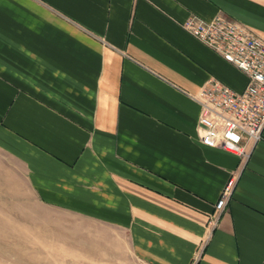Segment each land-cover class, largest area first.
I'll return each instance as SVG.
<instances>
[{
  "label": "crops",
  "instance_id": "1",
  "mask_svg": "<svg viewBox=\"0 0 264 264\" xmlns=\"http://www.w3.org/2000/svg\"><path fill=\"white\" fill-rule=\"evenodd\" d=\"M218 14L264 38V0H0V184L75 264H264V130L243 162L197 135L205 82L248 81L182 26Z\"/></svg>",
  "mask_w": 264,
  "mask_h": 264
},
{
  "label": "built area",
  "instance_id": "2",
  "mask_svg": "<svg viewBox=\"0 0 264 264\" xmlns=\"http://www.w3.org/2000/svg\"><path fill=\"white\" fill-rule=\"evenodd\" d=\"M182 26L248 78L243 90L234 91L210 77L195 96L200 106L199 141L226 150L243 162L264 130V38L220 14L208 21L190 15ZM235 184L236 177L230 176L214 205L217 215L209 218V224L216 223Z\"/></svg>",
  "mask_w": 264,
  "mask_h": 264
},
{
  "label": "rangeland",
  "instance_id": "3",
  "mask_svg": "<svg viewBox=\"0 0 264 264\" xmlns=\"http://www.w3.org/2000/svg\"><path fill=\"white\" fill-rule=\"evenodd\" d=\"M18 181L21 202L27 191L21 175ZM0 186V264H75L74 238L58 237V223L50 221L68 217L36 203L29 206L35 216L28 215V208L13 202L12 192Z\"/></svg>",
  "mask_w": 264,
  "mask_h": 264
}]
</instances>
